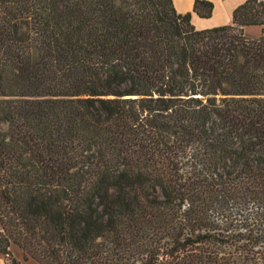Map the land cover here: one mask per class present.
I'll use <instances>...</instances> for the list:
<instances>
[{
  "label": "trees",
  "instance_id": "16d2710c",
  "mask_svg": "<svg viewBox=\"0 0 264 264\" xmlns=\"http://www.w3.org/2000/svg\"><path fill=\"white\" fill-rule=\"evenodd\" d=\"M212 8L0 0L8 264H264V0Z\"/></svg>",
  "mask_w": 264,
  "mask_h": 264
},
{
  "label": "crops",
  "instance_id": "0c3cea01",
  "mask_svg": "<svg viewBox=\"0 0 264 264\" xmlns=\"http://www.w3.org/2000/svg\"><path fill=\"white\" fill-rule=\"evenodd\" d=\"M194 0H173L174 6L179 13L191 11ZM213 3L211 15L209 17H200L195 12H192L191 22L197 29L210 28L218 25L229 24L232 21V13L235 7L241 4L244 0H210ZM256 26L261 30L260 37L264 34V25H248L244 27V33L251 27ZM255 37V38H257ZM251 38V37H249ZM14 245L10 246V251L17 258L21 257L20 250H15ZM14 248V249H13Z\"/></svg>",
  "mask_w": 264,
  "mask_h": 264
},
{
  "label": "rangeland",
  "instance_id": "374dc122",
  "mask_svg": "<svg viewBox=\"0 0 264 264\" xmlns=\"http://www.w3.org/2000/svg\"><path fill=\"white\" fill-rule=\"evenodd\" d=\"M261 34V30L257 28L256 26H251L246 30L245 35L247 37L255 38ZM14 249V248H13ZM15 250L17 251V247H15ZM12 251V250H11ZM8 256L0 254V264H8ZM23 264H36L34 261L30 260L27 262H24Z\"/></svg>",
  "mask_w": 264,
  "mask_h": 264
}]
</instances>
